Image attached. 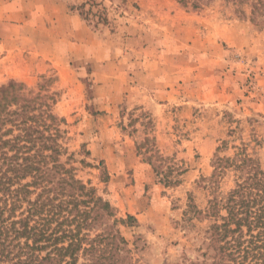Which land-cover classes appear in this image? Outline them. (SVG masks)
<instances>
[{"label":"rangeland","instance_id":"374dc122","mask_svg":"<svg viewBox=\"0 0 264 264\" xmlns=\"http://www.w3.org/2000/svg\"><path fill=\"white\" fill-rule=\"evenodd\" d=\"M48 78L62 159L127 219L129 263L233 264L205 210L235 185L234 171L212 177L216 156L244 149L264 167V11L254 22L250 1L0 0V86Z\"/></svg>","mask_w":264,"mask_h":264},{"label":"trees","instance_id":"16d2710c","mask_svg":"<svg viewBox=\"0 0 264 264\" xmlns=\"http://www.w3.org/2000/svg\"><path fill=\"white\" fill-rule=\"evenodd\" d=\"M177 1L202 9L218 0ZM237 1H250L254 22L264 11V0ZM50 84L48 78L37 89L16 80L0 86V264H130L118 226L127 219L62 159L66 121L54 109ZM229 171L235 185L205 210L213 219L211 240L223 242L218 249L233 264H264V167L243 149L216 156L212 177Z\"/></svg>","mask_w":264,"mask_h":264},{"label":"crops","instance_id":"0c3cea01","mask_svg":"<svg viewBox=\"0 0 264 264\" xmlns=\"http://www.w3.org/2000/svg\"><path fill=\"white\" fill-rule=\"evenodd\" d=\"M64 17L67 18V15L64 14ZM51 20L53 22V26L58 28V32H60V29L62 28V26L65 23V20L63 17H59L58 15H54L53 17H51ZM68 31H70V28H68ZM69 34H71L72 32H68Z\"/></svg>","mask_w":264,"mask_h":264}]
</instances>
